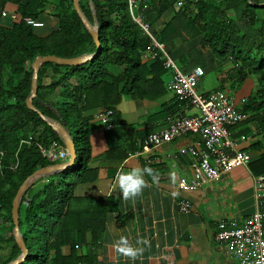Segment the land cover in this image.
Wrapping results in <instances>:
<instances>
[{"label": "trees", "instance_id": "16d2710c", "mask_svg": "<svg viewBox=\"0 0 264 264\" xmlns=\"http://www.w3.org/2000/svg\"><path fill=\"white\" fill-rule=\"evenodd\" d=\"M92 1L99 22V53L80 65L48 61L39 69L33 103L45 115L64 121L74 138L77 158L70 168L36 181L22 198L19 225L28 255L20 264H80L95 258L92 251V255H80L77 248L97 242L118 205L112 197L96 199L76 192L79 185L93 179L89 176L90 112L115 113L126 96L155 100L167 90L170 71L163 51L134 20L129 0ZM134 1L133 13L142 16L169 55L177 51L176 63L184 72L196 66L205 70L218 59L234 64L238 73L234 82L256 74L259 87L239 110L250 114L245 122L255 123V134L264 131V7L251 6L248 0ZM7 2L15 4L16 18L0 13V264H7L21 251L12 218L19 186L35 170L57 162L45 156L42 147L48 148L55 140L64 144L26 104L32 90V63L37 55L73 57L97 50L73 0H2L1 11ZM80 6L93 22L90 0H80ZM168 12L170 18L156 29ZM44 14L51 23L41 35L25 18L43 22ZM151 52L154 57H148ZM224 88L221 83L216 89ZM172 106L165 107L163 114L170 113ZM22 139L28 142L20 145ZM141 147L142 143L129 154ZM260 148V143L251 145V150ZM252 169L255 174L264 172V152ZM261 208L264 212V204ZM67 247L69 253H65Z\"/></svg>", "mask_w": 264, "mask_h": 264}, {"label": "crops", "instance_id": "0c3cea01", "mask_svg": "<svg viewBox=\"0 0 264 264\" xmlns=\"http://www.w3.org/2000/svg\"><path fill=\"white\" fill-rule=\"evenodd\" d=\"M14 8L15 4L7 2L4 9L13 11ZM168 14L170 18L172 14ZM165 15L155 25L156 29L169 19ZM227 76L230 75L227 73ZM169 77L167 75L165 81L167 90L158 99L124 97L111 115L110 127L99 118L100 111L90 112L93 119L89 176L93 179L79 185L76 192L96 199L112 197L118 206L110 214L106 229L97 242L93 246L84 244L77 248L80 255H92L90 251L95 253V258L91 256L89 263L80 264H239L227 248L216 242L215 235L220 221L232 218L243 221L258 209L262 210L257 202L259 191L256 177L264 175V172L255 174L252 169V164L261 153L252 155L248 166H237L191 190H182L179 180L182 176H191L193 157L183 150L196 146V135L185 134L140 156L129 154V151L141 145L148 134L168 126L180 114L197 113L195 107L183 101L178 102L176 94L167 87ZM215 90L218 89L205 90L203 93ZM171 105V112L163 114L165 107ZM243 120L230 126L229 130L232 136L241 139L239 148L249 152L254 143L252 137L256 125L251 121L249 131L245 130L248 127L239 128ZM120 121L133 129L123 127ZM135 167L154 169L159 174V181L145 188L135 202H125L115 177L119 170L128 171ZM145 178L151 183L150 177ZM177 198L191 202L190 212L179 210ZM117 216L120 217L119 221ZM121 235L128 236L133 243L138 236L147 238L150 246L137 261L125 260L113 247L114 241ZM69 252L70 248L67 247L65 253Z\"/></svg>", "mask_w": 264, "mask_h": 264}, {"label": "built area", "instance_id": "2783aa9c", "mask_svg": "<svg viewBox=\"0 0 264 264\" xmlns=\"http://www.w3.org/2000/svg\"><path fill=\"white\" fill-rule=\"evenodd\" d=\"M134 20L141 25L154 40V44L163 51L164 64L170 71L167 82L169 90L173 91L180 101L195 107L197 113L190 115L180 114L171 121L168 126L159 131L148 134L142 147L131 153L140 156L149 153L152 149L164 143L170 142L185 134H193L198 137L196 146H190L187 151L192 157L191 176H182L179 187L182 190H191L207 184L221 173L229 172L237 166H248L251 155L247 150L239 148L240 138L230 134V126L241 122L245 113L239 110L236 99L226 89H219L207 93H198L196 85L204 75L202 66H196L188 72H184L171 58L163 43L158 42L152 35L148 24L144 23L141 15H135L133 9L136 6L134 0H129ZM179 4H181L179 2ZM2 16L16 18L14 11L3 9ZM26 21L33 26H41L43 22L26 17ZM154 57L151 52L148 57ZM111 110L100 111L98 116L107 127L112 125ZM245 139V136H242ZM28 142L22 139L20 145ZM42 152L50 160L67 159L68 151L64 144L53 141L48 148L42 147ZM0 155L3 151L0 150ZM258 189L257 202L264 204V175L256 177ZM179 210L188 213L191 210V202L177 198ZM216 242L229 250L230 255L239 264H264V212L257 210L243 221L238 218L222 220L218 223Z\"/></svg>", "mask_w": 264, "mask_h": 264}, {"label": "water", "instance_id": "95a60500", "mask_svg": "<svg viewBox=\"0 0 264 264\" xmlns=\"http://www.w3.org/2000/svg\"><path fill=\"white\" fill-rule=\"evenodd\" d=\"M248 2L251 6L264 7V2H257L255 0H248ZM73 4L84 26L86 27L88 32L93 37V40L97 46V50L94 53H82L80 55L73 56V57H62V56H57L54 54L37 55L32 63V68H33L32 90L26 100V104L29 109L36 111L48 123V125H50L58 133V135L60 136V138L62 139L64 143L65 149L69 153V156L67 157V159L61 160L59 162H55L53 164H49L45 167L35 170L19 186L17 193L13 199V203H12V218H13V223H14L13 235L21 251H20V254L16 258L11 260L7 264H20L22 261H24V259L28 255V248L26 246V243H25V240H24V237L21 232L20 225H19V207H20L22 198L24 197L25 193L39 179L48 177L50 175L61 172L65 169H68L71 166H73L76 162L77 154H76L75 141L71 134L70 129L65 125L63 120H58V119L51 118L45 115L33 103V99L37 96V92H38L39 69L43 63L50 61V62L62 64V65H80L94 58L101 49L100 36H99V30H98L99 22H98L94 2L90 0V7L93 13V22H91L88 19V17L82 10L80 6V0H73Z\"/></svg>", "mask_w": 264, "mask_h": 264}, {"label": "rangeland", "instance_id": "374dc122", "mask_svg": "<svg viewBox=\"0 0 264 264\" xmlns=\"http://www.w3.org/2000/svg\"><path fill=\"white\" fill-rule=\"evenodd\" d=\"M167 18H169V14L167 13L165 15ZM42 21L45 23V25L36 26V32L38 34H46L48 30V25H50L51 21L45 14L41 16ZM176 53L177 51H173L170 53L171 58L176 61ZM229 62V61H228ZM224 63L221 60H215L214 63H212L210 66L205 68V74L199 79L198 84L196 85V90L198 93H203L205 90H213L218 88L221 83H224V86L229 93L235 97L236 104L240 108L242 106V101L244 99L243 96H249L253 95L255 91L259 87L258 82V76L254 73H248L246 74V79L242 83L234 82V79L237 78V72L234 70V64L233 63ZM232 68V69H231ZM220 71H222V76L220 77ZM232 72L233 78L231 76H227V73L230 75V72ZM167 79V78H166ZM171 93L169 92L168 96H170ZM250 116L249 113H246L244 115V120L242 124L239 126V128H246L251 127V124L249 122H245V120ZM74 130V128L72 129ZM254 143H260L261 149H253L249 150V153L251 156L253 155H259V153L264 152V131H261L259 134H255L253 137ZM131 154V153H130ZM61 160V159H60Z\"/></svg>", "mask_w": 264, "mask_h": 264}, {"label": "clouds", "instance_id": "9594fccd", "mask_svg": "<svg viewBox=\"0 0 264 264\" xmlns=\"http://www.w3.org/2000/svg\"><path fill=\"white\" fill-rule=\"evenodd\" d=\"M146 176L151 178V183L145 178ZM115 180L122 199L125 202H135V199L142 195L145 188L158 183L159 174L150 167H135L128 171L119 170ZM173 195H176V193H173ZM148 246H150V241L139 236L135 239V243L125 235H121L113 243L115 252L120 257L133 262L139 259Z\"/></svg>", "mask_w": 264, "mask_h": 264}]
</instances>
